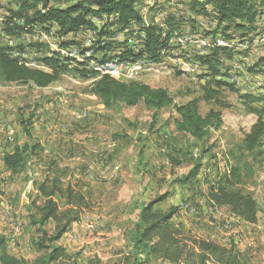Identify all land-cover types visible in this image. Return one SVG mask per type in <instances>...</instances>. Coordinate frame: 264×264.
Listing matches in <instances>:
<instances>
[{
  "label": "rangeland",
  "instance_id": "rangeland-1",
  "mask_svg": "<svg viewBox=\"0 0 264 264\" xmlns=\"http://www.w3.org/2000/svg\"><path fill=\"white\" fill-rule=\"evenodd\" d=\"M199 1L205 4L207 16L193 9V0L140 2L137 10L145 25L161 26L164 36L168 31L173 34L157 59L148 54L128 59L147 60L144 71L117 79L165 88L175 104L197 99L202 115L211 109L220 110L221 127L212 129L202 140L176 130L173 105L155 110L141 101L135 106L118 102L106 107L93 93L92 84L101 75L94 69V64L99 63L96 58L115 56L122 52L117 50L124 42L135 51L141 50L142 25L134 23L125 32L111 27L112 34L103 38L92 27L80 28V36L63 38L65 35L59 34L56 24H35L10 35L6 32L7 24L13 12L19 10L20 0H0V44L10 47L12 55L23 58L32 67L61 71L60 78L47 87L0 78V196L14 202L12 194L25 192L27 203L23 206L18 200V204L11 206L12 210L25 208L26 214L19 215L13 229L16 234L20 233L19 228L24 229V245L29 254L26 259L41 254L37 228L27 227L31 226V203L42 202L35 183L56 179L62 188L71 186L83 193L85 204L81 220L58 243L66 248L68 257L55 264H86L94 256L101 264H118L122 255L131 250L130 237L143 204L164 193L169 197L157 208L165 211L178 206L173 222L181 226L180 238L201 237L227 246L235 243L250 264H264V145L245 155L244 161L251 168L241 170L242 188L251 192L259 205L256 223L237 221L226 207L218 208L207 200L210 182L235 164L236 146L258 118L240 95L264 94V62H258L264 57V2L257 7L254 26L239 29L233 24H218L213 0ZM76 2L54 0L51 5L67 7ZM92 20L101 29L106 17ZM11 22L23 24V20ZM102 46H106V51H101ZM206 55L212 56L211 63L223 74L213 75L209 66L197 58ZM45 58L57 60L58 64L49 65ZM212 90L217 93H211L213 99L206 101L204 96ZM23 122L30 126L32 140L39 141L44 152L39 162L11 175L2 156L17 144L31 142L24 133ZM168 155L181 164L173 165ZM200 157L199 176L188 184L179 182ZM59 202L63 212L68 207L66 198L61 196ZM55 226L56 222L50 221L46 229L52 232ZM97 238L110 239V245L99 247ZM147 264L171 263L151 258Z\"/></svg>",
  "mask_w": 264,
  "mask_h": 264
},
{
  "label": "trees",
  "instance_id": "trees-1",
  "mask_svg": "<svg viewBox=\"0 0 264 264\" xmlns=\"http://www.w3.org/2000/svg\"><path fill=\"white\" fill-rule=\"evenodd\" d=\"M54 0H20L19 10L13 12V19L23 20V24L9 22L6 32L15 35L35 24H56L60 35L78 32L80 28L92 27L98 30L100 37L111 35V27L115 31L125 32L132 28L134 23L143 32L142 48L135 51L127 42L121 43L118 50L122 52L115 56L96 60L106 63L110 59H137L148 54L151 59H157L160 51L172 31L164 36V29L157 24L145 25L137 5L143 0H77L75 4L67 7L51 5ZM264 0H213L218 24H233L239 29H247L254 26L258 16V5ZM193 9L205 16L208 10L205 4L199 0H193ZM40 6V8H39ZM31 11V12H30ZM104 18L106 22L101 29L93 23V18ZM12 23V24H10ZM140 33V32H139ZM141 37V36H140ZM106 46H102L101 51ZM212 55V54H211ZM211 55L197 56L209 66L213 75H221L222 70L211 63ZM196 58V59H197ZM197 59V60H198ZM49 65H57V60L44 59ZM259 63L264 62L261 57ZM98 74V72H95ZM61 71L53 68L46 71L30 66L23 58L14 56L11 48L0 44V78L5 82L20 84H34L38 87H47L60 78ZM92 91L99 96L106 107L121 102L127 106H135L141 101L151 109H163L174 106L177 116L174 117L176 130L194 139L207 138L212 129L221 127L222 112L211 109L206 115L200 113L199 101L191 99L182 104H175L169 91L162 87H152L141 81H121L107 74H101L92 84ZM212 90L204 96L206 101L213 99ZM248 110L257 115L256 122L246 132L241 142L236 146L235 164L229 171L221 173L218 178L210 182L207 200L218 208L226 207L231 213L247 223H256L260 211L258 202L251 192L242 188V168L250 169L248 161H244L245 155L253 154L264 145V94L244 93L240 95ZM261 103L262 106H254ZM24 133L31 139L22 145H15L12 151L5 152L2 156L4 167L11 175L19 174L26 170L29 164L39 162L44 146L37 140H32L33 133L27 122H23ZM173 165L181 162L168 155ZM202 157L196 159L195 165L183 176L179 182L191 183L201 171ZM38 199L30 206L29 220L33 227L37 228L40 235L37 246L41 254L32 260L10 252L6 237L0 234V264H55L68 257L64 246L58 245L62 237L71 229L75 222L81 220L85 196L71 186L66 189L60 182L54 179L44 180L37 185ZM66 198L68 207L62 212L59 198ZM169 194L164 193L154 200L143 204L138 223L135 225L134 234L130 237V251L122 255L118 264H147L151 258L160 259L171 264H250L246 254L237 249L235 243L229 246L221 245L215 240L201 237L180 238L181 226L173 222L178 212V206H171L162 211L157 205L164 202ZM50 221L56 222L52 232L46 229ZM71 264H77L76 261ZM86 264H101V260L94 256Z\"/></svg>",
  "mask_w": 264,
  "mask_h": 264
},
{
  "label": "crops",
  "instance_id": "crops-1",
  "mask_svg": "<svg viewBox=\"0 0 264 264\" xmlns=\"http://www.w3.org/2000/svg\"><path fill=\"white\" fill-rule=\"evenodd\" d=\"M79 32H81V30H79L78 32H75V33L74 32L69 33V34L63 36V38L64 37H71V35H74V34L79 35ZM0 197H2V196H0ZM12 197H13L14 202H12L11 200H7L8 197L5 199H4V197H2L3 200L0 199V234L4 235L6 237L8 244H9V249H11V247H13V245H15V247H13L12 251L10 250V252L12 254L17 255V256L22 255L23 257L28 258L29 254L27 255L28 252H27L25 245H24L27 243V238H25L24 231H23L24 229L19 234H16L14 232V229H13V224L15 223V221H17L19 219V217H20L19 215L20 214H23V215L26 214L25 208L20 206L17 210H12L13 208L11 206V205H13V203L18 204V200H20V203L22 205H23V203L26 204L27 201L25 200V192L20 191L18 194H16V193L12 194ZM231 214H232V216H235L233 213H231ZM235 219L237 221H242V223H247V222L243 221L242 219L237 218L236 216H235ZM247 224H249V223H247ZM76 225H77V223L73 224L72 226L74 227ZM27 227H29V229H30L32 226L28 225ZM109 233H110V228L108 227L107 234H109ZM66 235H67V233L65 234V236ZM65 236H63V237H65ZM97 240L100 241L98 246L101 248L104 246L110 245V239L97 238ZM16 244H19V245L16 246Z\"/></svg>",
  "mask_w": 264,
  "mask_h": 264
},
{
  "label": "bare ground",
  "instance_id": "bare-ground-1",
  "mask_svg": "<svg viewBox=\"0 0 264 264\" xmlns=\"http://www.w3.org/2000/svg\"><path fill=\"white\" fill-rule=\"evenodd\" d=\"M146 61L145 60L144 61H142V60H135V61L133 60L132 61V60L115 59V60L108 61V69H117V67L121 66V63H122V67H126V71H133V69H145V62ZM148 62H150V61H148ZM94 66L104 67V66H107V62L106 63H96V65L94 64ZM98 72L101 74H106V72H103V71H98ZM139 74L140 73H138V74L119 73L118 75H116V74H107V75L114 77V78H119V77H134V76H137ZM185 206L188 207L189 205L187 204Z\"/></svg>",
  "mask_w": 264,
  "mask_h": 264
},
{
  "label": "built area",
  "instance_id": "built-area-1",
  "mask_svg": "<svg viewBox=\"0 0 264 264\" xmlns=\"http://www.w3.org/2000/svg\"><path fill=\"white\" fill-rule=\"evenodd\" d=\"M78 36H80V35H78ZM108 61L109 60H107V66H104V67L94 66V69L96 71L106 72V74H116V75H118L119 73L138 74V73H141L142 71H144V69H133V71H126V67H122V63H121V66L120 67H117V69H108ZM189 208L191 209L190 206H189ZM82 226L86 228V226L84 224H82ZM19 229H20V232H21L22 229H23V227L22 228H19Z\"/></svg>",
  "mask_w": 264,
  "mask_h": 264
}]
</instances>
